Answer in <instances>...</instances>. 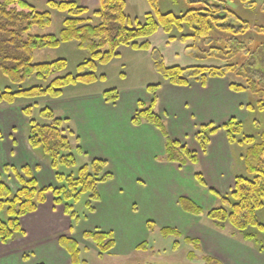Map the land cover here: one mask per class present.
<instances>
[{
	"label": "trees",
	"instance_id": "16d2710c",
	"mask_svg": "<svg viewBox=\"0 0 264 264\" xmlns=\"http://www.w3.org/2000/svg\"><path fill=\"white\" fill-rule=\"evenodd\" d=\"M147 1L152 11L146 15L145 23H141L127 15V0H100L98 9L92 13L99 19L98 25H93L92 19L85 17L89 9L73 0L49 1L47 4L51 9L67 14L63 28L56 36L36 34L37 29L51 28L53 20L50 12H41L25 0H0V73L17 86L31 78L47 84L30 89L20 88L16 92L11 88H0V106H14L20 99H59L67 87L91 85L104 80L105 76L96 74L98 66L108 65L120 58L119 49L129 47L135 51H149L154 68L162 79L158 85L147 88L153 101L138 104L132 123L135 126L146 123L162 133L166 140L167 162L181 166H196L199 163L197 153L169 138L165 123L156 111L158 92L164 84L188 87L196 82L206 86L211 79H230L232 91L249 95L246 109L253 122L258 121L256 117L259 113L264 117V3L259 5L255 0ZM164 2L172 9L164 11ZM160 31L170 43L178 41L186 45L197 59L217 60L223 65H167L162 52L153 48L151 43V38ZM74 41L79 49L90 53V59L78 66L77 75L59 76L68 67L66 60L34 63L36 52L58 49ZM103 98L106 103L115 105L120 92L106 91ZM23 114L30 125L28 143L49 160L59 187L41 188L28 167L21 172L13 167L6 168V171L11 170L15 174L21 187L14 193L0 175V243L5 245L25 237L22 219L36 213L47 202L48 194H52L56 206L63 207L72 221L73 230L81 221L75 205L87 195V212L95 213L96 203L101 199L99 184L114 178L103 160H93L81 166L76 174H66L64 169L76 168L79 156H85L79 144L73 145L79 143V138L70 121L48 108L39 113L42 121H48V124L36 120L31 108L24 109ZM220 129L226 132L232 146L246 148L243 159L247 175L236 176V184L230 194L218 195L211 191L221 201V207L204 211L186 198H181L180 203L187 213L206 216L221 229L230 224L243 233L246 241L253 242L256 238L248 234L250 230L256 229L264 234V224L259 218L264 209V133L259 143L255 137L246 134L244 124L234 118L222 128L213 124L204 125L196 136L204 153L211 137ZM195 178L199 184L206 186L200 171H196ZM153 224L149 222L148 226L153 227ZM160 234L164 238L176 239L174 250L180 247L179 239L183 236L179 231L162 228ZM83 238L96 246L100 257L111 253L116 246L113 233L85 232ZM184 240L196 252H202L198 240ZM59 244L71 257L72 264H86L82 261L80 245L73 237L63 236ZM151 248L145 242L137 247V251L147 252ZM259 251L264 253V246ZM196 252H190L188 259L195 260ZM202 258L205 264H222L205 254Z\"/></svg>",
	"mask_w": 264,
	"mask_h": 264
},
{
	"label": "crops",
	"instance_id": "0c3cea01",
	"mask_svg": "<svg viewBox=\"0 0 264 264\" xmlns=\"http://www.w3.org/2000/svg\"><path fill=\"white\" fill-rule=\"evenodd\" d=\"M99 3L100 0H81L78 4L89 9L88 16L93 13L90 7H99ZM40 52L35 53V58ZM229 84L227 79H211L206 86L196 82L188 87L164 84L158 92L156 111L165 123L169 138L197 153L196 166L167 162L162 133L146 123L133 125L138 104L153 101L147 89L143 96L136 90L120 92L115 105L106 103L100 92L80 91L67 96L64 89L54 109L70 121L79 138L77 145L85 154L79 159L84 158L85 164L103 160L108 164L107 171L114 176L110 182L99 184L101 199L96 203L95 213L88 214L86 219L93 225L83 228V234L113 233L116 240L113 251L128 256L147 242V222H152L159 232L162 228H171L186 238L198 240L202 253L222 264H264V253L246 244L244 237H235L227 228L219 229L210 220L202 222L201 216L187 213L180 203L181 198H186L198 206H207L209 211L219 200L212 192L226 195L235 187L237 155L226 132L220 129L213 135L205 153L196 140L204 125L222 128L233 118L242 123L247 119L248 112L242 108L246 105L244 99L248 101V98L244 93L232 91ZM13 152V159L6 157L8 163L16 169H33L41 188L59 187L49 163L40 164L31 148L22 144ZM159 156L163 157L159 159ZM196 171L203 174L206 186L198 183ZM49 199L36 213L22 220L25 237L6 245L0 243V264H72L71 257L60 246L59 239L55 241L54 235L65 233L69 224L66 235L77 240L76 229L85 223L81 219L71 230L72 221L63 207L55 212L53 209L59 206ZM27 252L35 254L36 262L25 259Z\"/></svg>",
	"mask_w": 264,
	"mask_h": 264
},
{
	"label": "rangeland",
	"instance_id": "374dc122",
	"mask_svg": "<svg viewBox=\"0 0 264 264\" xmlns=\"http://www.w3.org/2000/svg\"><path fill=\"white\" fill-rule=\"evenodd\" d=\"M25 1L35 6L41 12H50L52 14L53 24L51 28L45 30L37 29V32L39 34H44V35H59L60 31L63 28V21L67 17V14L51 9L47 4V0H25ZM75 1L81 3V0H75ZM128 1H129V5L126 10L127 15L131 16L133 20L137 19L139 22L145 23L146 15L152 11L148 1L147 0H128ZM255 1L259 5H262L264 3V0H255ZM166 4L167 3L165 2L163 3L164 11H166V9L167 10L172 9L171 5L167 6ZM97 8H98L97 6L90 7V10L95 11ZM85 17H91L92 24L98 25L99 19L94 17L92 12L88 16L86 15ZM151 43L153 45V48H156L159 51H161L162 55L163 53L165 54L164 59L166 58L165 59L166 64L169 66L171 65L192 66L196 64H205L207 66L223 65L221 61H217V60L205 61V60L197 59L194 53L186 48V45H183L178 41L170 43L168 37L162 31L160 35L158 33L153 38H151ZM88 59H90V53L79 49L78 43L74 41L71 43L63 44L58 49H47L45 51H41L36 56L34 63L40 64V63H50L58 60H66L68 62V67L65 71L59 74V76L64 77L70 74L77 75L78 66L84 63V61ZM96 74L97 76H105L104 80H99L91 85L77 84L67 87L65 89L67 96L72 93L80 92V91L92 92V93L93 92L104 93L106 91H111V90H117L118 92L136 90L137 92H139L140 96H143L144 93H147L146 92L147 87L158 85L162 80L154 68V63L152 60L151 53L149 51H135L129 47H122L120 58L114 59L108 65H99ZM46 85L47 84L37 80L36 78H31L27 80L24 84L17 86L11 83L0 73V88L2 90H4L5 88H11L13 91L16 92L20 88L30 89L34 86H46ZM243 96L249 99V95L243 94ZM56 100L58 99H49V98H40L33 100L20 99L18 100V103L14 106H0V175L2 176L3 180L10 186V188L14 193H16L20 189L21 185L17 180L15 174L11 170L6 171V168H10V167L15 168L13 165L7 162L6 157L9 159H13L15 156L13 150H15L16 152L17 150L20 149V146L22 144H24L28 148H31L28 143V136L30 130L29 120L24 116L23 110L26 108H31L34 112L36 120L40 121V123L48 124V121L45 120L42 121V119L39 116V113L41 110L45 108H48L56 113V110L54 109L56 105L55 103ZM244 102L247 105L248 102L247 99L246 100L244 99ZM246 105L243 106L242 108L243 112H248L245 108ZM261 116L262 115L259 113V115L256 117L258 121L254 123L251 115L248 113L246 117L247 119L244 120L243 122L244 132L249 136L255 137L257 142L259 143L262 141L263 138L262 134L264 133V117ZM73 145L76 146L77 144L73 143ZM245 149H246L245 147H241V146H234L233 148V150H235L237 155V167H238L237 175H241V176L247 175L244 165V159H243V156L246 152ZM34 152L36 153L40 164H42L45 161L49 163V160L44 156L42 152H38V151H34ZM162 157L159 156V159ZM84 164H85V159L84 158L79 159L78 166L76 168L64 169V172L66 174H70V173L76 174L78 169ZM23 168H20L18 170H20L21 172ZM31 170L33 172V169ZM21 175L24 177L22 173ZM34 175H36V173H34ZM48 199L50 200V202L53 201L52 194H48ZM87 199L88 196L84 195L82 199L75 205V210L77 214L81 217V219L85 223L80 225V227L76 229V233H78V235L81 236V238L78 236L76 241L79 243L82 251V261H84L86 264H205L202 258L203 253L196 252L193 247L187 245L184 242L185 241L184 238L186 237L182 233L181 234L183 237L179 239L180 247L177 250H174L173 247L175 245L176 239L174 237L164 238L160 234L156 225L155 227L154 224L153 227L148 226L149 222H147V232L149 235V237L147 235L148 237L147 242L152 247L150 250H148L147 252L134 251V253L128 256H121L117 252L112 251L105 257H100L99 251L97 250L96 246L92 242L87 241L82 237L83 228H89L90 225H93L92 222L89 223L85 219V216L86 215L88 216L87 206H86ZM221 205H222L221 201L218 200V204L215 208L221 207ZM204 207H202V209L204 211H208L207 206ZM53 210L56 212L57 210L58 211L61 210V208L55 207ZM200 218L202 219V222L209 221V219L206 216H201ZM259 218L261 223L264 224V209L259 213ZM68 227L69 224H67L66 226L67 231L65 233L54 235L55 241H58V239H60L63 236H71V235H66L68 233ZM226 228H227V232L231 233L232 235H235V237L243 238V233H241L239 230H237L230 224H225V229ZM248 234L251 237L253 236L254 238H256L255 239L256 241L250 242V241H246L243 238L246 244L253 246L256 250H259L262 246H264L263 233L255 229V230H250ZM190 252H196L197 254V258L193 261L188 259V255ZM36 256H37V252H36ZM25 257H27L30 260V262H36L34 261L35 254L32 252H27V254H25Z\"/></svg>",
	"mask_w": 264,
	"mask_h": 264
}]
</instances>
